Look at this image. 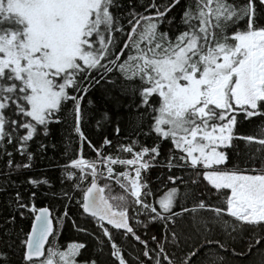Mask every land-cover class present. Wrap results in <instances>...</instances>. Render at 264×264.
<instances>
[{
  "label": "snow or ice",
  "instance_id": "6c2138e0",
  "mask_svg": "<svg viewBox=\"0 0 264 264\" xmlns=\"http://www.w3.org/2000/svg\"><path fill=\"white\" fill-rule=\"evenodd\" d=\"M122 7L0 0V264H99L77 258L84 243L61 251L53 239L73 207L94 228L74 219L73 227L101 251L107 243L112 264H226L221 252L264 264V0L149 2L147 15ZM102 86L126 119L100 106ZM66 110L79 147L61 167L59 193L45 177L12 180L33 167L30 143L66 123ZM253 118L256 133L242 132ZM85 122L114 127L93 141ZM85 144L94 158H85ZM157 168L172 185L161 196L152 188ZM41 188L62 201L55 222L50 207L35 204ZM131 220L145 235L156 231L144 239ZM116 235L142 249L126 258Z\"/></svg>",
  "mask_w": 264,
  "mask_h": 264
},
{
  "label": "trees",
  "instance_id": "16d2710c",
  "mask_svg": "<svg viewBox=\"0 0 264 264\" xmlns=\"http://www.w3.org/2000/svg\"><path fill=\"white\" fill-rule=\"evenodd\" d=\"M119 2L123 5L120 9L121 12H127L129 10V6L134 8L136 11H141L143 14L147 15L141 5H147L149 2H154L158 5H165L167 0H119ZM183 2V0H182ZM150 11V10H149ZM179 9L173 11L172 15H177ZM102 88L95 91L94 96L98 99L100 106L111 108L113 111H117L116 119H119L121 115L124 118H127V112L123 109H116V106L111 102V94L108 92L102 93ZM92 96L85 98L83 101L85 107H89L88 100L92 99ZM127 99L125 98L124 103H127ZM69 107H71L69 105ZM64 115L67 117V122L62 124L53 123L50 125V136L47 139H44L42 136L36 137L31 143L29 150L34 153V160L32 161L33 167L27 170H22L20 174L13 172L11 179L17 181L18 183L27 179L28 176H32L34 178H41L45 177L52 181L54 187L53 191L59 193L61 185H60V177H61V167L68 163L70 159L75 158V150L79 147L78 143L74 142V134L71 132V125L72 119L68 116L67 110L65 111ZM253 124H245L241 128L242 132L254 134L256 133L257 129L255 125H259L261 123L260 120L253 118ZM114 127V125L105 124L102 129H97L95 122H85L83 126V131L85 134L92 139L93 141H97L98 139L102 138V135H109V129ZM129 129L127 126H122V136L121 139L127 135ZM113 138L115 142V137L110 136ZM43 141L45 144L48 145L46 150H39L38 144L39 142ZM83 154L85 158L92 159L94 158L95 154L91 152V150L85 144L83 149ZM15 159H20L19 156H15ZM5 160L6 157L0 156V174H2L5 170ZM233 163H236L235 156L233 155ZM231 167V165H229ZM243 167V165H241ZM118 168V167H116ZM178 176L180 175L179 172L176 173ZM162 170L157 168L153 170L152 176V188L153 191L157 196L163 195L169 186V184H165L161 181ZM185 178L187 179V174H185ZM166 180V176L163 177ZM4 176L0 175V187L3 186ZM104 183L103 180L100 181ZM29 187L26 184H22L21 191L24 188ZM183 187V186H181ZM34 190V189H33ZM46 188H41L40 194L37 196L35 200L36 206H48L50 207V212L52 213V219L55 222L57 219V215L64 211L62 207V201L57 196L52 195L49 193L48 195H44ZM121 190L119 186H115L113 194H119ZM27 193H25L26 195ZM3 203L2 198H0V204ZM190 206V203L189 205ZM70 217L66 222H62L61 224L57 225V234L53 238L54 241L60 246V250H64L67 245L71 242L76 243H84L86 247L81 250L80 255H78V259L83 260L85 258H96L99 261V264H112V257L110 256V246L105 244L104 250L101 251L97 245L96 239L93 236H90L84 232L78 231L77 227H73V219L75 220L78 227H85L89 229L91 232L94 228V225H90L88 219L79 216L76 213L75 208L73 207L72 210L69 212ZM142 218V217H141ZM130 223L132 226L138 230V234L142 236V238L147 239L148 236L153 234L156 229L150 228L148 230L147 235H145V231L142 226L137 225L135 220H131ZM28 227L30 228V222L28 223ZM100 232H96V236H100ZM115 242L122 246L124 249L123 254L126 258L131 259L134 255L138 254L139 251L142 249V246H139L136 241L129 239L122 238L121 235L114 236ZM48 241L45 246V252L47 251ZM243 249L237 247V252L242 251ZM216 249H208L205 252V255L215 254ZM224 255L226 264H251V261L254 260L256 257L248 256L246 259H242L239 255H232L231 252L228 253H220ZM14 259L16 257H13ZM199 259V258H198Z\"/></svg>",
  "mask_w": 264,
  "mask_h": 264
},
{
  "label": "rangeland",
  "instance_id": "374dc122",
  "mask_svg": "<svg viewBox=\"0 0 264 264\" xmlns=\"http://www.w3.org/2000/svg\"><path fill=\"white\" fill-rule=\"evenodd\" d=\"M115 167H118V168H116L118 171H122L123 170V168H121L119 165H117Z\"/></svg>",
  "mask_w": 264,
  "mask_h": 264
},
{
  "label": "water",
  "instance_id": "95a60500",
  "mask_svg": "<svg viewBox=\"0 0 264 264\" xmlns=\"http://www.w3.org/2000/svg\"><path fill=\"white\" fill-rule=\"evenodd\" d=\"M42 207H45V206H42ZM46 244H47V241L45 242V246H46Z\"/></svg>",
  "mask_w": 264,
  "mask_h": 264
},
{
  "label": "built area",
  "instance_id": "2783aa9c",
  "mask_svg": "<svg viewBox=\"0 0 264 264\" xmlns=\"http://www.w3.org/2000/svg\"><path fill=\"white\" fill-rule=\"evenodd\" d=\"M115 167V166H114ZM117 170V169H116ZM118 171V170H117Z\"/></svg>",
  "mask_w": 264,
  "mask_h": 264
}]
</instances>
